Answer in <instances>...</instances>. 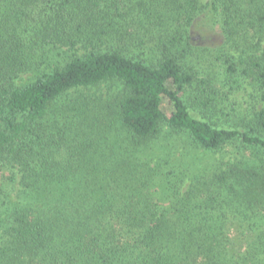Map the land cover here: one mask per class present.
Returning a JSON list of instances; mask_svg holds the SVG:
<instances>
[{
    "label": "trees",
    "instance_id": "trees-1",
    "mask_svg": "<svg viewBox=\"0 0 264 264\" xmlns=\"http://www.w3.org/2000/svg\"><path fill=\"white\" fill-rule=\"evenodd\" d=\"M0 229V264H264V0H0Z\"/></svg>",
    "mask_w": 264,
    "mask_h": 264
},
{
    "label": "rangeland",
    "instance_id": "rangeland-1",
    "mask_svg": "<svg viewBox=\"0 0 264 264\" xmlns=\"http://www.w3.org/2000/svg\"><path fill=\"white\" fill-rule=\"evenodd\" d=\"M211 44L212 43H210L209 39L206 40V38H203V40L200 43H198V45L200 46H207V47H212ZM78 90H83L81 91V93L84 95L95 96L99 100L101 99L105 100L109 102L110 105L112 106H114V104H116V100H118V98L123 95L122 85L118 81H115V80L107 81L97 86L90 87V88H84V89H78ZM252 90L253 89L251 87H248V88L243 87L239 90H233L232 92H230L232 95L230 96L229 100L225 102L226 105L229 107V111L231 110L240 111V112L239 111L236 112L237 115L234 114L233 116L232 114V118L234 121L235 119H240L238 113L241 114V112H244L243 114H246L247 112H253V109H254L253 106H255L254 105L255 99L253 98ZM73 96L74 94L71 93L69 97L71 98ZM91 105H92V101H91ZM255 107L259 108L258 103H256ZM221 122H223V118H221ZM156 138L161 142L164 140H171L170 142H173L174 146L178 147L180 150H184L187 147L189 148L191 147L193 149V147L191 146L192 144L190 143V140L187 138L186 135H183V134L170 135L165 125H161L160 132ZM193 151L199 155L202 154V151L200 149L199 150L193 149ZM219 155L220 154H217L215 158H220ZM186 160L189 164L194 162V164L198 165V159L190 152L184 153V161Z\"/></svg>",
    "mask_w": 264,
    "mask_h": 264
}]
</instances>
